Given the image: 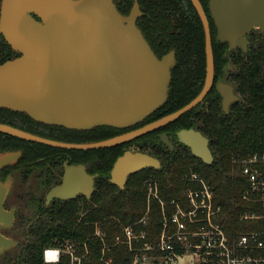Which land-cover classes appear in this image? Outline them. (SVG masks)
<instances>
[{"label": "trees", "instance_id": "1", "mask_svg": "<svg viewBox=\"0 0 264 264\" xmlns=\"http://www.w3.org/2000/svg\"><path fill=\"white\" fill-rule=\"evenodd\" d=\"M114 1L121 13L130 11L132 0ZM138 1L155 22V38L163 40L157 53L163 55L174 49L176 65L166 103L134 127L155 121L189 103L201 91L206 75L204 29L190 0ZM200 1L209 13L208 0ZM208 17L215 79L217 81L225 74L226 81L234 86L239 96L230 104L228 113L223 111L222 98L213 87L197 107L177 120L112 147L67 150L0 133V151L23 149L22 162H27L31 153L37 151L58 153L63 158L70 155L75 163L100 161L96 165L100 175L91 197L53 201L47 207L41 206L37 219L24 231L22 242L6 253L9 255L0 257V264H48L43 258L44 250L64 243L73 245V253L82 258L81 264H133L144 254L155 256L154 249L144 247L155 248L164 222H170L177 205L189 209L185 191L197 187L187 179L191 172L205 179L212 189L215 205L221 206L218 222L232 243L242 233L264 229V209L254 200L258 194L251 193V199L244 198L249 182L236 163L238 159L264 153V32L259 29L249 31L247 51L238 48L225 55L228 46L217 41L216 28L209 14ZM18 55L0 34V63ZM0 122L49 139L75 143L100 141L126 130L112 127L68 130L37 123L24 113L7 109H0ZM189 128L200 131L209 139L213 155L211 164L204 163L178 142L176 133ZM164 132L173 133L170 137L173 150L159 138L158 135ZM133 144L137 150L157 157L161 168H145L129 175L125 188L120 189L110 182V171L115 160ZM147 180L157 182V199L148 195ZM147 211L146 222H139ZM251 212L260 217H243ZM131 225L136 235L142 233V237L134 239L129 246L124 229ZM55 264H71L70 256L62 255Z\"/></svg>", "mask_w": 264, "mask_h": 264}, {"label": "water", "instance_id": "2", "mask_svg": "<svg viewBox=\"0 0 264 264\" xmlns=\"http://www.w3.org/2000/svg\"><path fill=\"white\" fill-rule=\"evenodd\" d=\"M205 34L206 75L201 91L189 103L128 132L93 142L49 139L0 122V133L54 148L94 150L133 140L177 120L197 107L214 86L222 108L239 99L231 84L214 83V55L209 17L200 0H190ZM208 11L218 42L226 54L247 51V35L264 32V0H208ZM137 1L130 12L119 11L114 0H1L0 34L19 55L0 63V109L24 113L37 123L68 130L97 127L129 129L162 107L169 97L175 50L159 58L147 42L137 18ZM230 67V66H229ZM160 139L174 149L166 133ZM179 143L206 164L213 162L209 139L189 128L176 133ZM21 157L20 151L0 152V170ZM145 168L160 169L161 162L146 152L126 150L114 162L110 182L125 188L129 175ZM96 175L83 164L64 163L62 182L46 194L68 200L77 194L90 198ZM12 179H0V257L19 245L5 234L14 222L15 209L4 200Z\"/></svg>", "mask_w": 264, "mask_h": 264}, {"label": "built area", "instance_id": "3", "mask_svg": "<svg viewBox=\"0 0 264 264\" xmlns=\"http://www.w3.org/2000/svg\"><path fill=\"white\" fill-rule=\"evenodd\" d=\"M236 163L249 182L244 198L251 199L250 194L257 193L258 198L254 200L260 202L264 209V153L238 159ZM187 179L197 184V187L185 191L190 207L186 210L177 205L170 222H164L159 240L155 248H151L155 250V260L172 264L179 256L190 254L196 258V264H264V229L242 233L232 243L218 222L221 206L215 205L209 184L196 172H191ZM146 184L148 195L157 199V182L147 180ZM147 214L148 211L139 222L145 223ZM243 217L252 219L260 216L251 212ZM124 231L129 246L134 239L142 237V233L136 235L132 225ZM144 249H150V246L145 245ZM43 258L46 263L58 262L60 249L46 248Z\"/></svg>", "mask_w": 264, "mask_h": 264}, {"label": "flooded vegetation", "instance_id": "4", "mask_svg": "<svg viewBox=\"0 0 264 264\" xmlns=\"http://www.w3.org/2000/svg\"><path fill=\"white\" fill-rule=\"evenodd\" d=\"M135 1L138 2L139 8L141 10V15L137 18V26L142 31L143 35L145 36L147 42L151 46L154 53L159 58H161L162 56L168 54L171 50H174V49H171L170 51H168L167 53H165L163 55H159L157 53V50L163 45V40H162V38H157V37L155 38V22L153 21V18L150 16V14H147L145 12L144 8L140 5L138 0H132L131 8H132ZM131 8H130V10H131ZM207 14H209V13H207ZM170 32L173 33V31H170ZM155 39L157 41L156 45H155ZM225 55H226V53H225ZM175 57H176V55H175ZM227 68L230 70L231 65L230 64L227 65ZM219 77H220V79H218V80H222L226 83H229L226 81L225 74H223ZM214 83H216L215 76H214ZM229 84H231V83H229ZM233 88H234V86H233ZM234 91H235V89H234ZM145 124H147V123L140 124L139 126L134 127V128L126 129L123 133L128 132V131L133 130V129H136V128H139ZM166 134L168 135L169 139L173 135L172 132H168ZM139 137H141V136H139ZM137 138H135V139H137ZM159 138H160V136H159ZM135 139H133V140H135ZM130 141H132V140H130ZM29 143H32V142H29ZM48 147H50V146H48ZM52 148H54V147H52ZM60 149H62V148H60ZM31 150L34 151V149H31ZM67 150H69V149H67ZM130 150H134V151L137 150V147L135 146V144L130 146ZM7 151H20L21 157L16 162L9 164L0 170L1 181L4 182L8 178L12 179V186H11V189L9 190V192H8V194L4 200V207L7 210H10L12 208L15 209L13 225L8 230H5L6 233L11 232V231L12 232L17 231V229H18L17 225L24 227L25 228L24 231H26L27 228L39 216V208L41 206L47 207L53 201H67V200H63L60 198H55L50 203H48V204L46 203L47 192L53 186L58 185L62 182V178H63V174H64V163L65 162H67L69 165H72V164H83V165H85L88 174L96 175L95 181H96V178H98V176L100 175V173L96 170V165H99L100 161L96 160V159L88 160V161L83 162V163H75V162H73L70 155H66L63 158V157H61L62 155H60L58 153L37 151V152H35L36 154H34L33 152L31 153V155H30L31 157L27 162H22L21 160L24 157V150L23 149L5 150V151H0V152H7ZM16 183H18V186L21 189L20 191H15ZM72 199H80L81 200V199H89V198H87L84 194H77ZM68 200H71V199H68Z\"/></svg>", "mask_w": 264, "mask_h": 264}, {"label": "rangeland", "instance_id": "5", "mask_svg": "<svg viewBox=\"0 0 264 264\" xmlns=\"http://www.w3.org/2000/svg\"><path fill=\"white\" fill-rule=\"evenodd\" d=\"M254 29H257V28H254ZM254 29H252V30H254ZM20 190L21 189L18 186V183H16L15 191H20ZM17 227H18L17 231H14V232L11 231V232H7L5 234L13 237L15 240H18L20 243V242H22V239L24 237L25 228L20 226V225H17ZM97 232H100V231L97 229L96 233ZM70 245L72 246L71 248L69 247ZM148 246H150V245H148ZM49 248H59L60 249V258L62 255H69L70 260H71V264H81V262H82V258L76 256L73 253L74 247L72 244L64 243L63 245H59V246H55V247L51 246ZM151 248H153V247L150 246V249ZM6 253H4V255H9ZM48 264H55V263H48ZM133 264H165V263H162L161 261H156L155 256L144 254L140 259L138 258ZM172 264H196V258L190 254H184V255L179 256L176 259V261Z\"/></svg>", "mask_w": 264, "mask_h": 264}]
</instances>
